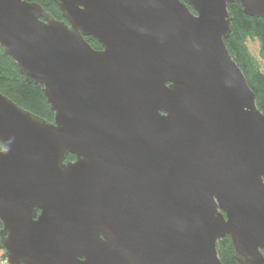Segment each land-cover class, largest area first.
<instances>
[{
    "label": "water",
    "instance_id": "95a60500",
    "mask_svg": "<svg viewBox=\"0 0 264 264\" xmlns=\"http://www.w3.org/2000/svg\"><path fill=\"white\" fill-rule=\"evenodd\" d=\"M53 1L63 21L0 0V47L54 117L0 93L7 263L222 264L228 236L264 264V115L224 45L228 5L264 0Z\"/></svg>",
    "mask_w": 264,
    "mask_h": 264
},
{
    "label": "trees",
    "instance_id": "16d2710c",
    "mask_svg": "<svg viewBox=\"0 0 264 264\" xmlns=\"http://www.w3.org/2000/svg\"><path fill=\"white\" fill-rule=\"evenodd\" d=\"M35 2L51 15L55 20L63 21L61 10L53 0H27ZM190 9V8H189ZM192 11V9H190ZM193 12V11H192ZM227 12L230 17V36L224 41L229 54L235 64L239 66L245 76L248 87L254 93L255 105L264 115V19L253 18L242 12L239 4H229ZM94 50L101 49L97 40L85 37ZM247 42L258 44V58L249 51ZM0 93L8 97L18 107L36 115L45 121L52 122L53 112L43 96L42 86L26 81L18 72L12 58L4 53L0 47ZM1 150V143H0ZM74 156H65V162L73 161ZM38 214V213H37ZM0 225V229H1ZM217 256L222 264H239L234 257L230 237L225 236L216 243ZM1 260H5L4 252L0 249ZM264 256V255H263Z\"/></svg>",
    "mask_w": 264,
    "mask_h": 264
},
{
    "label": "rangeland",
    "instance_id": "374dc122",
    "mask_svg": "<svg viewBox=\"0 0 264 264\" xmlns=\"http://www.w3.org/2000/svg\"><path fill=\"white\" fill-rule=\"evenodd\" d=\"M247 44H248L250 53L257 59L258 58V54H257L258 44L253 43V42H247ZM0 254H2L1 251H0ZM3 263H4L3 260H1L0 258V264H3Z\"/></svg>",
    "mask_w": 264,
    "mask_h": 264
},
{
    "label": "built area",
    "instance_id": "2783aa9c",
    "mask_svg": "<svg viewBox=\"0 0 264 264\" xmlns=\"http://www.w3.org/2000/svg\"><path fill=\"white\" fill-rule=\"evenodd\" d=\"M3 262H4L3 264H8L6 260H3Z\"/></svg>",
    "mask_w": 264,
    "mask_h": 264
}]
</instances>
